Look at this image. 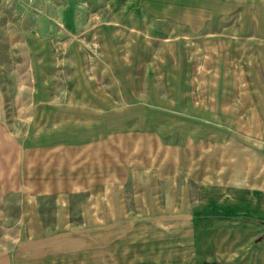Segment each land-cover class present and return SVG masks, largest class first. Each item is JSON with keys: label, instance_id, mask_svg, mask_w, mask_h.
Masks as SVG:
<instances>
[{"label": "crops", "instance_id": "1", "mask_svg": "<svg viewBox=\"0 0 264 264\" xmlns=\"http://www.w3.org/2000/svg\"><path fill=\"white\" fill-rule=\"evenodd\" d=\"M59 2L62 7L64 4H73L65 6L66 9L78 7L110 11L107 17H98L95 13L94 18H86L80 25L96 27V34L90 40L99 43L96 51L100 58L111 59L102 62L101 72L110 73L112 76L119 73L129 75L128 84L121 88L127 92L123 96L114 94L112 90L119 87L111 82L107 84L110 86L111 98L106 101H103V98L99 100L97 99L99 97L86 96L85 99L79 97L83 106L80 104L77 108H74V105L68 107L66 102L62 104L47 102L42 105L45 107L43 109L45 122L55 120H69L78 124L88 121L106 122L112 127L107 126L106 131L104 126L98 124L95 128H99L100 133L93 136L66 134L59 138L75 146L71 148L73 151H80L79 149L84 151L88 145L95 143L96 147L88 164L87 160H83L87 159L85 153L79 154L74 151L71 154V151L66 150V156L53 157L52 160H48L45 167L37 163L33 165L34 167H28L23 177L22 189L16 190L21 194L17 196L16 201L20 204L26 203L37 195L46 194L53 195L56 203L68 207L64 203L70 193L92 189L89 192L95 196L99 195V190L101 191L103 186L113 185L109 172L116 169L117 164H113L115 161L113 153L103 154L98 150L101 145L97 139L107 136L118 137V133L112 135L115 131L112 130L115 128L112 123L116 125L117 122L135 119L138 122L160 123L159 119H155L156 115L149 113L150 107L172 104L175 109L182 111L173 114L174 117L179 116L177 117L179 119L172 120L190 123L186 129L177 133L178 141L186 143L190 136L194 142L199 136L196 123L206 122L202 125L210 133L207 136L208 142L201 145L195 140L196 144L192 145V142L188 146L179 145L177 140L166 142V149L159 152L158 158L153 161L149 159L147 167L134 168L133 200L189 201L188 187L192 189L194 186L195 193L191 194V200L198 204L190 210H182L178 216L197 218L190 230L193 237L189 243L167 246L166 243L150 242L130 247L132 249L128 247V256L133 250L131 255H134V258H127L126 264H264L262 236L264 113L234 114L231 119L225 116L215 117L213 113L200 114L194 109V106L199 105L197 104L199 99L190 93L189 101L183 102L184 96L177 92L206 87L207 83L196 80L201 73L217 72L221 69L244 73L253 68H260L264 74V0H244L243 4H239L236 19H231L229 8L216 12L219 8H206L200 5L198 0H59ZM119 40H123V44H120ZM79 46L82 47L79 51L81 57L84 55L85 45L79 42ZM119 58L127 59V63L119 61ZM99 63L100 60L96 59L97 72L100 69ZM153 70L158 75L154 81H152L154 76L153 78L150 76ZM72 84L71 82L70 85ZM95 87L97 89V82ZM160 87L174 92L170 93V98L162 100L150 92L146 93ZM140 90L144 91L143 97L137 96ZM113 95H117V98H113ZM120 105L124 108L119 111L116 107ZM55 106H61L62 109H56ZM136 107L139 111L144 109V114L135 115ZM125 109L133 113H122ZM56 115L59 117L56 118ZM253 121L261 124H257V127H248V123ZM231 122H237L238 129L227 124ZM217 131L223 134L221 138L223 145H216L214 132ZM159 132L167 135L166 131L160 128ZM135 133L138 134L137 138L140 135L145 138L154 132L137 130ZM258 140L259 145L256 144ZM144 145L143 141L137 142L138 148L135 151L140 152V147ZM102 160L112 167L99 165ZM38 163H41L39 159ZM140 170L149 172L142 173ZM139 176L143 179L139 180ZM7 179L8 176L2 183L4 186L9 185L6 189L3 188L5 192L11 191L12 186L17 183L20 184L18 174ZM182 179L190 183L184 185L181 183V189L175 188ZM162 183L164 184L160 185ZM220 187L225 190L222 195V209L214 205L222 199ZM29 204L26 208L34 209L31 201ZM60 212L62 214L64 211L60 209ZM33 216L36 218L35 214ZM65 223L67 222L63 221L57 225L53 233L70 232ZM37 224L32 217L30 224L25 227L26 232L37 235L44 233ZM0 246L3 249L7 248L6 239ZM111 260V264H114V259ZM102 261L103 257L100 254L96 262ZM17 264L23 263L19 261Z\"/></svg>", "mask_w": 264, "mask_h": 264}, {"label": "rangeland", "instance_id": "2", "mask_svg": "<svg viewBox=\"0 0 264 264\" xmlns=\"http://www.w3.org/2000/svg\"><path fill=\"white\" fill-rule=\"evenodd\" d=\"M198 3L206 8H219L216 12L229 8L231 19H236L239 4H243L244 0H198ZM65 6L73 4H64L62 7L59 0H0V183L2 184L7 176L9 180L17 174L20 181V184L12 186L13 189L9 192L3 191V188L6 189L9 185L0 184V245L5 239L7 241L6 249L0 246V264H17L19 261L23 264H111V258L114 259V264H126L127 258H134V255H131L133 250L128 256V247L150 242L166 243L167 246L189 243L193 237L190 231L192 223L197 218L178 216L182 210H190L198 204L191 200V194L195 193L194 186L192 189L188 187L189 201L133 200L134 168L147 167L149 159L153 161L158 158L159 152L166 149V142L178 141L177 133L190 125L187 122L172 120L179 119V116L174 117L173 114L182 112L172 104L150 107L149 113L156 115L155 119H159L160 123L138 122L136 119L117 122L116 125L112 123L115 127L112 129L115 130L112 135L118 133V137L97 139L101 145L98 150L103 154L113 153V164H117L116 169L113 167L114 171L109 172L113 185L103 186L99 195L95 196L89 192L92 189L70 193L64 203L68 207L56 203L53 195L46 194L37 195L26 203L20 204L16 201L17 196H21L16 190L22 189L23 177L28 167H34L36 163L45 167L53 157L66 156V150L71 151V154L74 151L85 153L87 159L83 160H87L88 164L95 150V143L88 145L84 151H73L71 148L75 146L59 138L66 134L93 136L100 133V129L95 128L96 125L104 126V130L109 126L106 122H45V107L42 105L47 102H66L68 107L74 105V108H77L81 104L79 97L85 99L86 96L99 97L97 99L103 98V101H106L111 98L110 86L107 85L111 82L119 87V90H112L114 94L123 96L127 92L121 88L128 84L129 75L119 73L112 76L110 73L101 72L102 62L111 59L100 58L96 51L99 43L90 40L96 34V27L80 25L84 19L94 18L95 13L98 17H107L110 11L78 7L66 9ZM79 42L85 45L84 55L81 57L79 51L82 47L80 48ZM119 42L123 44V40ZM96 59L100 60L99 72L96 71ZM118 60L127 63V59ZM223 71L221 69L199 74L196 80L207 83L203 89L178 90V94L184 96L183 102L189 101L188 94L191 93L199 99V105L194 106L198 113H213L215 117L221 118L225 116L231 119L238 114H263L264 74L261 69L253 68L244 73ZM154 74L155 70L150 75L152 78L154 76L152 81L158 76ZM96 82L97 89L94 88ZM142 92L144 91L140 90L137 96L143 97ZM148 92L162 100L170 98V93L174 91L160 87L146 91ZM113 98H117V95H113ZM55 107L62 109L61 106ZM121 108L124 107H116L119 111ZM136 110L135 115L144 114V109L139 111L136 107ZM126 112L133 113L129 109L122 113ZM196 124L199 136L195 140H198V144L205 145L210 134L202 125L206 122ZM209 124L223 125L218 122ZM227 124L238 129L237 122ZM257 124L261 123L249 122L248 127H257ZM159 128L165 130L167 135L159 132ZM137 130L154 133L145 138L141 135L137 138ZM214 133L216 145H223L222 132ZM57 140L59 142H56ZM195 140L191 141L189 136L186 143L180 141V144L178 141V144L188 146L193 142L194 145ZM142 141L145 143L144 147H140V152H136L137 142ZM259 141L256 144L259 145ZM38 159L41 163H38ZM99 165L112 167L106 164L105 160ZM144 171L140 170L142 173ZM148 172L149 170H146L144 173ZM141 179L143 178L139 180ZM181 183L184 185L190 182L182 179L175 188L181 189ZM219 192L222 196L225 190L220 187ZM30 201L34 209L26 208ZM214 205L222 209L223 196ZM60 209L64 211L62 214ZM32 217L44 233L37 235L26 232L25 227L30 224ZM63 221L67 222L65 226L70 232L53 233ZM100 254L103 261L97 263Z\"/></svg>", "mask_w": 264, "mask_h": 264}, {"label": "trees", "instance_id": "3", "mask_svg": "<svg viewBox=\"0 0 264 264\" xmlns=\"http://www.w3.org/2000/svg\"><path fill=\"white\" fill-rule=\"evenodd\" d=\"M262 236H264V234Z\"/></svg>", "mask_w": 264, "mask_h": 264}]
</instances>
